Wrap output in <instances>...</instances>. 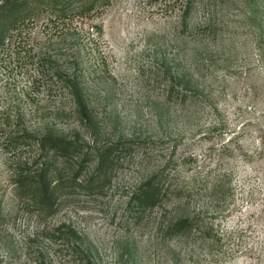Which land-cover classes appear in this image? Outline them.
<instances>
[{
  "label": "rangeland",
  "instance_id": "1",
  "mask_svg": "<svg viewBox=\"0 0 264 264\" xmlns=\"http://www.w3.org/2000/svg\"><path fill=\"white\" fill-rule=\"evenodd\" d=\"M85 4L0 37V264H264V0ZM44 134L82 148L55 157ZM120 141L88 188L95 148ZM84 157L51 213L17 195L19 166L53 160L71 178ZM157 171L166 195L142 208L134 193Z\"/></svg>",
  "mask_w": 264,
  "mask_h": 264
},
{
  "label": "trees",
  "instance_id": "2",
  "mask_svg": "<svg viewBox=\"0 0 264 264\" xmlns=\"http://www.w3.org/2000/svg\"><path fill=\"white\" fill-rule=\"evenodd\" d=\"M109 0H85L84 9L92 7L95 3H105ZM48 7V9L57 14V18H63L71 13V9L67 6V0H0V37L6 32L10 31L23 21L30 19L37 14L41 9ZM69 85H72L70 80ZM75 103L80 107L84 104L77 91H75ZM26 137L22 135L21 138ZM130 141L103 143L95 148L97 163L87 180V187L92 189L107 179V171L111 169L113 163L117 162L118 156L115 153L128 151V144ZM42 151H48L53 156L57 157H71L78 153L82 148L77 140H70L63 137H58L52 134H44L37 140ZM87 148H91L87 146ZM87 155V153H85ZM37 161V160H36ZM86 157L70 166V171L73 172L71 178H65L63 169H58L53 160L43 161L40 166L32 164L31 168L26 166H19L13 172V181L15 182L16 193L28 204L37 209L51 213L54 210V205L59 191L62 190L67 182L76 181L79 173L83 168V163ZM160 171L154 172L146 178L134 193V199L142 208H152L163 201L166 195L168 186H164V181L160 180ZM3 216L0 213V221ZM200 219L198 216L185 217L172 223L168 230L169 235L183 234L190 231L192 228H199ZM67 239H74L77 236L73 228L66 231ZM89 264V263H88Z\"/></svg>",
  "mask_w": 264,
  "mask_h": 264
}]
</instances>
